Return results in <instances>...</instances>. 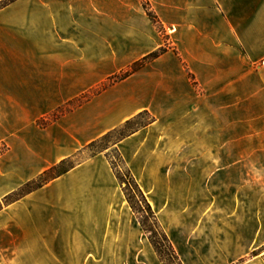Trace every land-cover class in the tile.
Returning <instances> with one entry per match:
<instances>
[{
	"label": "crops",
	"instance_id": "obj_1",
	"mask_svg": "<svg viewBox=\"0 0 264 264\" xmlns=\"http://www.w3.org/2000/svg\"><path fill=\"white\" fill-rule=\"evenodd\" d=\"M148 2L169 49L44 128L37 119L164 46L163 36L141 0L0 10V264H158L103 153L11 199L143 111L154 120L115 146L176 249L174 190L187 196L183 211L214 212L212 237H180L183 263L263 264L249 254L264 244V0Z\"/></svg>",
	"mask_w": 264,
	"mask_h": 264
},
{
	"label": "rangeland",
	"instance_id": "obj_2",
	"mask_svg": "<svg viewBox=\"0 0 264 264\" xmlns=\"http://www.w3.org/2000/svg\"><path fill=\"white\" fill-rule=\"evenodd\" d=\"M15 1L16 0H1L0 1V10L5 8L6 6L12 4ZM163 29L165 31V34H162L161 32L160 33L163 36L164 45L170 46L169 45V39H168L169 37H168L164 27H163ZM127 68H125L124 70H126ZM124 70H122V71H124ZM117 73H119V72H117ZM117 73H115V74H117ZM105 81H107V79H105L101 83H103ZM101 83L96 84V85L90 87L89 89H87L86 91H84V92L80 93L79 95H77L75 98L81 97L80 100H78V101H76V102H74V103H72L70 105H67L65 110H64L63 115H65V114L73 111L74 109L78 108L79 104L81 106L85 102H87L88 100H90L91 98L96 96L98 91L100 90L99 87H100ZM66 102L67 101H64L63 103L58 105L55 109H53L50 113H48V114H46V115H44L42 117H49L48 119L51 121L52 117L50 115L53 112H55L56 109L59 106H63ZM148 120H149V117L147 115H144V116L136 119L129 127L121 129L120 131L113 132L112 134H110L109 136L105 137L102 140L99 139L95 143V145L93 147L88 148V149H82V150L78 151L75 154V156L70 161H68L63 167H69V166H71L73 164L79 163V162H81V161H83V160H85L87 158H90L94 154L103 153L105 155V157H107L108 159H110L111 161H113L115 163V165L117 167V170L119 171L121 176H123V179L125 180V182H128L130 180L129 176L126 177L125 175L127 174V170L130 173H131V171L129 170L128 166L125 163H123V164L121 163L120 157H119V153L120 152H118V150H117L115 145H116L118 139L121 137L122 134H127L128 132L132 131L135 128H138L141 124L147 122ZM3 149H4V146L0 145V151H2ZM256 153L260 154V151L255 149V154ZM254 166L256 168H259L262 165L255 164ZM39 175H37L35 178L25 182L21 187H19L17 190H15V192L12 194L11 199L14 200V201H17L20 198H22L23 196H25L26 194L33 192L34 191L33 188L35 187L36 182L33 183V184H29L27 186L25 184L28 183V182H31L32 180L37 179ZM131 175H132V173H131ZM136 183H137V181H136ZM138 186H139V184H138ZM127 188L129 189V193L133 197V201L135 202V204H137V207L140 210V214H139L140 220L144 222L146 229L148 231H150L149 233H147L143 229V227L141 226L136 214L133 212L135 217H136V219H137V221L139 222V224L141 226V229H142V232H143V236H145L147 238V240H148V242L150 244L151 250L153 251V253L155 254V256L157 258V261H158L157 263L158 264H176V262L171 258V255H170V252H169L168 243L163 240L162 233H164L167 236V238L169 239V241H170L175 253L178 256V259L180 260V262L182 264H184V263H183V261L181 259V252L180 251H182V244H181V241H180V237H182V236L184 237V235L193 236V235H197V234H199L202 237H204V236L212 237L213 236L214 225H215L214 212L211 211V210L198 211L196 209L190 210V211H187V210L183 211L182 210L183 200L187 199V196L184 195L181 192L180 189L174 190L175 195L171 196L173 198V205L171 206V207H173V210H171L168 213V215H169L168 218L173 220V221H175L176 223L181 224V225H179L176 228L177 233H178L177 235H179L178 238H177L178 243H177V249H176V247L174 246L173 242H171V240L169 238L170 237L169 233L167 232L166 228L163 226V224L161 222V216H159V214L157 212V209H156L157 207H153L152 206L151 202L149 201V199L147 197V194L140 187V189L142 190L144 196L146 197L147 202L149 203V205L152 208L153 215H154L156 221L154 220L153 216H151L149 213L146 212V210L143 207V203L140 202L138 196L134 193V191L132 190L131 186L128 185ZM157 201L164 202L162 200V197H159L157 199ZM162 202H160V204H162ZM183 224H185V225H183ZM195 233H197V234H195ZM149 235H151L153 237V240L156 242L159 250L161 251L164 263L161 261V259L159 258L158 254L155 252V249L151 245V243L149 241ZM194 241H195V243L190 244V245H192L193 248L198 249V246L199 245L201 246V244H197L196 243L197 240H194ZM199 241H202V238H200ZM252 257L255 258V259H259L260 263L262 262L264 264V244H257V243L254 244V250L249 254V258H252ZM244 260L245 259H242V260L238 261L237 264H241V262H243Z\"/></svg>",
	"mask_w": 264,
	"mask_h": 264
},
{
	"label": "trees",
	"instance_id": "obj_3",
	"mask_svg": "<svg viewBox=\"0 0 264 264\" xmlns=\"http://www.w3.org/2000/svg\"><path fill=\"white\" fill-rule=\"evenodd\" d=\"M142 1V5L143 8L147 14V16L150 18V20L153 22V24L156 26V28L159 30V32H161L162 34H165V31L163 29V26L161 24V22L159 21V19L157 18L156 14L154 13V11L152 10L148 0H141ZM169 49V46L164 45L148 54H146L145 56L141 57L140 59L134 61L132 64H130L128 66V68L124 71H121L117 74H114L110 77L107 78V81L103 82L100 84V90L98 91V93H100L101 91H104L105 89H107L108 87L112 86L113 84L124 80L125 78H127L128 76L132 75L133 73L137 72L138 70H140L142 67H144L147 63L151 62L152 60L156 59L157 57H159L161 54H163L164 52H166ZM97 93V94H98ZM81 97L79 98H74L71 100H68L63 106H59L55 112H53L50 116L52 117L51 121L48 119L49 117H41L39 119H37L36 123L39 127L44 128L47 125L51 124V122L57 120L58 118H60L63 113L64 110L66 108L67 105H70L78 100H80ZM80 106V104L78 105ZM147 115L149 117V120L143 124H141L138 128L133 129L132 131L128 132L127 134H122L121 137L118 139L117 143L122 140L123 138L129 136L130 134L134 133L135 131H137L138 129H140V127H144L146 125H148L149 123H151L154 120V117H152L147 111H143L141 113H139L138 115L134 116L131 119H128L127 121H125L121 126L105 133L104 135H102L100 138L90 142L88 145H86L83 149H88L91 148L95 145V143L100 139H104L105 137L109 136L110 134H112L113 132L116 131H120L121 129L127 128L129 127L136 119ZM119 152V151H118ZM96 155V154H94ZM92 155V156H94ZM75 155L62 159L60 162H58L55 165H52L51 167H49L48 169L44 170L37 179L32 180L31 182L26 183L25 185H29V184H33L36 182L35 187L33 188V190H36L38 188H41L42 186H44L45 184H47L48 182H50L51 180L65 174L66 172H68L71 168H73L76 164H73L69 167H63L68 161H70ZM91 156V157H92ZM119 157H120V161L123 164L124 161L122 159L121 154L119 153ZM108 159V158H107ZM114 173L115 176L119 182V184L122 187L124 196L126 201L128 202L129 206L131 207L132 211L136 214L141 226L143 227V229L149 233L150 231H148L145 227V224L143 221L140 220L139 218V214H140V210L137 207V204H135V202L133 201V197L131 196V194L129 193V189L127 188L128 185L131 186L132 190L134 191V193L138 196L139 200L141 203H143V207L146 210L147 213H149L151 216H153L154 220L156 221L154 215H153V211L151 206L149 205V203L146 200V197L144 196L142 190L140 189V187L138 186V184L136 183L134 177L131 175V173L127 170V174L125 175L126 177L129 176V181L125 182V180L123 179V176H121V174L119 173V171L117 170V167L115 165V163L113 161H111L110 159H108ZM128 183V184H127ZM125 185V186H124ZM24 187V186H23ZM162 238L164 241H166L168 243L169 246V252L171 255V258L176 262V264H182L180 262V260L178 259L177 254L175 253L169 239L167 238V236L162 233ZM149 241L151 243V245L153 246V248L155 249V252L158 254L159 258L161 259V261L164 263L163 261V256L161 251L159 250L156 242L153 240V237L151 235H149Z\"/></svg>",
	"mask_w": 264,
	"mask_h": 264
}]
</instances>
